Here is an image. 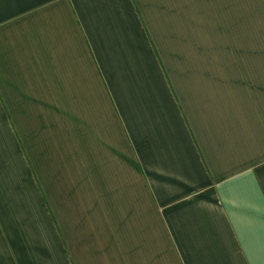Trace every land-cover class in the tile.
I'll return each mask as SVG.
<instances>
[{
  "label": "crops",
  "instance_id": "obj_1",
  "mask_svg": "<svg viewBox=\"0 0 264 264\" xmlns=\"http://www.w3.org/2000/svg\"><path fill=\"white\" fill-rule=\"evenodd\" d=\"M0 264H264V0H0Z\"/></svg>",
  "mask_w": 264,
  "mask_h": 264
}]
</instances>
